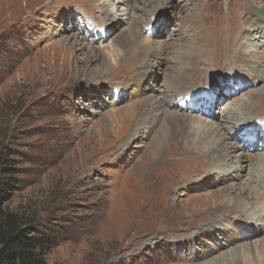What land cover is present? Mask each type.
Segmentation results:
<instances>
[{
    "label": "rangeland",
    "instance_id": "obj_1",
    "mask_svg": "<svg viewBox=\"0 0 264 264\" xmlns=\"http://www.w3.org/2000/svg\"><path fill=\"white\" fill-rule=\"evenodd\" d=\"M92 2L93 5L91 0L0 2V161L6 159L17 169L16 184L6 206L53 239V246L45 253L47 264H207L221 258L231 247L240 250L253 247L264 238V222L258 219L264 211L261 190L255 197L257 202L262 200L263 208L255 201L244 211L221 206L225 198L233 201L240 194V185L246 182L252 185L250 158L245 161L248 168L240 178L224 180L215 171L218 162L214 158L215 165H209L207 156L194 150L188 153L186 147L163 151L162 161L154 164L157 156L151 157L148 146L157 135L163 114L154 103L157 99H153L155 111L148 113L153 132L146 136L147 129L139 118L141 112L136 102L147 96L164 95L166 66L174 68L182 63L179 67L184 65L196 73L190 63L198 61L185 46L188 41H198L201 34L206 39L214 34L225 43L217 63L204 65L199 81L188 74L179 80L185 86L179 87L189 91L187 105L193 103V111L186 113L206 119L199 120V124L237 123L235 120L241 115L236 111L240 99H247L249 94H254L252 89L264 84V78L255 88L243 83L247 82L246 78L253 80L245 75L250 71L244 58L254 55V60L258 56L263 59L264 53V37L253 29L248 31L260 46L245 43V28H250L244 25L247 12L264 8V0ZM73 38L79 39L78 43ZM132 44H138L139 50L145 52H138ZM162 45L167 47L163 53L159 51ZM60 48L65 52H60ZM187 50V54L180 55ZM226 50L227 57L221 59ZM58 51L59 56L54 58ZM205 54L206 57L210 54L208 47ZM141 55L148 65L138 74L136 63L142 62ZM104 58L111 62L106 73L102 65ZM131 70L138 75L127 78ZM186 73L183 71L182 76ZM178 74L176 71L175 77ZM138 83L140 94L135 92ZM207 96L212 100L219 98L211 109V118H204L198 110V100ZM228 99L238 100L233 106L236 109L232 108V117L222 109ZM258 99L255 97L257 103L253 105L248 126L242 125L237 131L254 125L264 127V114H258L259 110L264 111V102L260 104ZM175 101L183 104L179 98ZM128 105L132 106L134 115L121 126L101 125ZM165 108L162 104L159 107L162 113ZM132 129L135 136L130 134ZM137 133L142 138L132 143L131 151L123 155L122 148L128 147L129 139L136 140ZM244 133L240 131L238 138L233 136L230 141H240L242 147V142L247 145L256 140ZM220 135L217 133L216 138ZM221 142L229 143L224 136ZM203 144L199 143L198 147L202 149ZM263 146L264 142H258L257 147L246 149L249 154L261 156ZM215 153L220 156L225 151ZM212 157L215 156H209ZM226 158L235 161L234 156ZM202 175L209 179H202ZM191 181H197L196 187L190 186ZM227 185L234 188L227 190L225 198L207 195L210 190ZM254 187L260 189L258 184ZM248 212L260 213L252 217V222L259 224L255 225L257 230L249 235L248 232L232 235L227 227L230 217L246 218L250 216ZM219 220L226 229L216 225ZM210 227L212 235H204L196 243L189 241L193 234L195 237V233Z\"/></svg>",
    "mask_w": 264,
    "mask_h": 264
},
{
    "label": "bare ground",
    "instance_id": "obj_2",
    "mask_svg": "<svg viewBox=\"0 0 264 264\" xmlns=\"http://www.w3.org/2000/svg\"><path fill=\"white\" fill-rule=\"evenodd\" d=\"M0 2H2V0H0ZM91 3L93 5L94 2H92V0H91ZM255 8H257V7H255ZM250 11H254L255 13L247 12L246 24H244V25L246 26L248 24V27L250 26V28H245L246 37H247L246 40H245V43H247L248 45H251L253 47L260 46L258 44V42H256L254 40L255 37L252 36V32H249L248 30H251L252 31V29H253V31H256L254 33H259L260 36L263 35L262 37H264V30H261V31L259 30V29H261V27L264 28V8H262L261 10L250 9ZM80 31H81V29H80ZM222 33H224V32H222ZM121 36H122V40H123L124 39V36L122 34H121ZM220 39L221 38H219L218 36H216L214 34L213 35H208L207 36V39H206V37H204L201 34V38L198 41H196V42H190V41H188L189 44L187 46H185V47H188L189 54L194 57V60L198 61V63H196L195 61L192 62V63H190L191 64V68L193 67L194 70L196 71V73H194V72H192L190 70L188 71L187 68H184L183 67L184 65L179 67V65H181L182 63H180L179 65L177 64L178 66L177 65H174V68H172L173 66H166V67H164V68H166V77H164L165 79H164V82H163V85H165V87H166L164 89V95L161 98L147 96L143 100H138L136 102V106L138 108L137 110H139V112H141L140 113L141 116L139 118L141 120H143V124L145 125V127L142 126V128L144 127L145 129H147L146 130V136H148V133L153 132V126H152V124H149V122L151 120L148 118L149 111H155V109H153L154 105L152 104L153 99H157V101L154 102V103L157 104L156 105L157 109L159 111H161V113L160 112L159 113L161 115L163 114V117H161V119H160L159 129L157 128L158 129L157 130L158 132H156L157 135L155 137H153L152 141L150 140L151 141V144L148 146V150L150 151L149 154H151V157L154 158V157L157 156L155 159H153L154 160V162H153L154 164L162 161L163 151H170L169 148H171V147H173V148H175V147H179V148L186 147L188 149L187 150L188 153L191 150H194V151L201 152L204 156H207L208 159H210V161H211L209 163V165H215L214 162H213V158H214L216 160V162H218L216 164L217 166H216V170L215 171H218V174L220 176V179L224 180V179H227L229 177H231V178H233V177L234 178H240L241 175L244 172V169H247L248 168V164L245 163V161L247 160V158L248 159L250 158L249 160L252 162V164L250 165L249 168L251 169V172H252V177L250 178L252 185L249 186L247 184V182L246 183H243L242 182L243 185H240V188H241V190L239 191L240 194L236 195L234 197L233 201L232 200H229L228 198H225V197H226L227 190H233L234 186H228L227 185V186L221 187V188L216 189V190H212V191L210 190L207 193L208 196H211L213 198H215V197H224L225 199L222 198V199H224V201L221 203V206H229V207L231 206L232 207V208L230 207L231 209H237L239 211H244V210H247L248 209V205L252 204L253 201H255V204L257 206H259V207L263 203V202L261 203L262 200H260V202H257L256 201L255 194L258 192V190H261V192L263 193V196H264V153L261 156H259V154L256 153L257 155L254 156V154H251V153L249 154L248 153L249 151H247L246 147H248V146L249 147L250 146L257 147L258 146V142H264V127L258 126V125L257 126L254 125V127L253 126L252 127H249V128L247 127V129H245V130L242 128V130L245 132L244 133L245 135H249L250 134V135H252V137H255L256 138L255 141L249 142V143H247V145L244 142H242V147L240 146V144H241L240 141H238V142L237 141L236 142H231L230 139L233 136H235L236 139L238 138V134L237 133H239L240 131H242V130H238L237 131V128L238 127H240L242 125L243 126H245V125L248 126L247 121L251 117H253V111H252V108L254 107L253 105L255 103H257V102H255V97H256V99L259 98L257 101H259L260 104H262V102H264V84L261 85V86H259L258 89H252V90H254V94L252 93V95L249 94L250 91H248L247 93L249 94V96L247 97V99H240L241 102L239 101V103H241V105H240V108H238V109L233 108L234 105H237L238 104V100H235L234 101V100L228 99L226 106H224L222 108V109H224L226 111L225 114L226 115H229V117H232L233 116L232 113H231L232 108L233 109H236V111H238V112L239 111L241 112V115L238 117V119L235 120V121H237V123H235L234 125H231V126L224 125L221 122H213V121H211V122L210 121L209 122L207 121L206 123H202L206 119H202L201 117H200L201 119H199V116L198 117L197 116H194L193 117L189 113H186L188 111L189 112L193 111L192 110L193 103H192L191 106H188L187 105V101H188V98H189L188 97V94H189L188 92L189 91L184 90L185 88L179 87V86H185L184 83L183 84L180 83L179 80H181L184 77H187L188 74L189 75H192L193 76V79L195 78L196 81H199L203 77V72H204V68L203 67H204V65L211 66L212 63L213 64L214 63H217V59L216 58L217 57L218 58L220 57L221 48L225 45L224 41H220ZM78 40H77V38H73L72 39V41H74V43H78ZM81 40H84V38H82ZM125 41H126V39H125ZM136 41L137 40H135L134 43ZM132 45L135 46V48L137 49L138 52H141V53H144L145 52L144 50H139V45L138 44L137 45L132 44ZM74 47H77V46H74ZM148 47H151V46H147L146 48H148ZM206 47H208V49L210 50V54H209L208 57L205 56L206 55L205 54ZM141 49H143V48H141ZM130 50H132V48ZM166 50H167V47L162 45L159 51L161 53H163ZM188 50L186 52H184V53H180V55L187 54L188 53ZM59 51L60 52L62 51V53L65 52L63 50V48H60ZM59 51L56 53L57 55H54V58H56L57 56H59V53H60ZM115 53L117 54L116 51H115ZM115 53H112V54H115ZM123 53H124V51H123ZM146 55H149V56H152L153 58H155V55L149 54L147 52H146ZM227 55H228V50H226V51L223 52V54L221 55V59L227 57ZM118 56L120 58L121 55H118ZM141 57H142V62L141 61H138V63H136V64L139 65L138 74L140 73V71H144L146 69V66L148 65L147 62H146V60H145V58L142 55H141ZM253 57H254V55L251 58H246V59L244 58V60H243L245 62V64L248 65L249 71H250V72H248V74H245V75L246 76H249L250 78L253 79V80H248V78H246L247 79V82L246 81H243V83L244 84L249 83V87L255 88L258 85V83L261 81L260 79H263L264 78V53H263V56H261V58H263V59H260L259 56H258L257 60H254ZM137 58H139V54L137 55ZM128 59H132V58L131 57H128ZM90 60H92V59L90 58ZM136 60L137 59H134V56H133L132 61L135 62ZM102 61H103L102 62L103 69L106 70L105 71V73H106L108 71V69L111 68V62H109L106 58H104ZM161 62L162 61H159V64H162ZM225 62H228V60L226 59ZM128 71H129V69H128ZM176 71L179 74L175 77ZM183 71H184V73L187 71V73L182 76ZM130 73L131 74L128 75L127 78H131L133 76H137L138 75V74H135L132 70H131ZM168 77L170 78L169 80H167ZM143 78L144 77L142 76L141 79H143ZM193 79H191V80H193ZM139 87H140V83L137 84L136 89H135V92L138 93V94H140ZM177 98H179L180 99V102L183 103L182 104L183 107H182V105H178V102L175 101ZM171 99H172V101L170 102ZM218 101H219V98H215L214 100H212V98L210 96L203 97L200 100H198V102L200 104V107L198 109L199 112H201L200 115L203 116L204 118H211V117H213L211 109L218 103ZM235 102H236V104H235ZM160 103L163 106H166V108L163 111V113H162V110H161L162 109V106H161V109H159V107L161 105ZM131 107H132L131 105H128V107H126V108H120L117 115H115L113 117H107V121L101 123V125H103L104 128H107V126H109V127L110 126H115V127L121 126L122 122H124L125 120L131 118L132 115H134L133 112H132V110H131ZM170 108L175 109V110L172 111ZM177 111L183 112V113H186V114L178 113ZM259 113L260 114H264V111L259 110L258 111V114ZM153 117H154V115H153ZM112 118H114V119H112ZM199 120L202 121L201 124L198 123ZM157 121H158V119H157ZM244 122H246V123H244ZM152 123H153V121H152ZM195 123H197V125H195ZM142 128H141V130H142ZM231 131L233 132V135H232V132ZM131 133H133L132 135L135 136V134L133 132V129L131 130L130 134ZM217 133H220L221 135L216 138ZM137 135H138V133H137ZM140 135L141 134L138 135V138H136V140L135 139L134 140L129 139L128 140L129 142H127L128 147H124V148L121 147L122 148L121 151H122L123 155H126L129 151H131L130 148H132V143L138 141L139 138H142V136H140ZM223 136L227 138V140L229 141V143H225L224 145L222 144L221 138ZM241 137H243V136H241ZM201 142L204 143L203 144L204 146L202 147V149H200L201 148L200 146H199L200 148L198 147V144L201 143ZM203 148H205V149H203ZM225 148L226 149L227 148H231V149H234L235 151H232V150H228L227 151V150H225ZM222 149H224V151H225L224 154H220V156H219V154L215 153V151H220ZM262 150H264V148ZM174 151H176V150H174ZM209 156H215V157L209 158ZM228 156H234L235 157V161L233 162L231 160H228V158H226ZM178 160H179V158H178ZM170 162H172V161H170ZM167 168H168V166H167ZM207 169H209V168H207ZM211 169H213V167ZM228 169H230V170H228ZM154 172H156V171H154ZM212 177H213V175H211V178ZM164 179H166V178H164ZM189 179L191 180V178H189ZM202 179L208 180L209 179V176L204 175L202 177ZM162 182H164L163 179H162ZM196 182L197 181H191L192 184H190V186L191 187L192 186H195L196 187ZM155 184H156V182H155ZM255 184L260 185V189H256V187H254ZM161 185H163V184H161ZM158 187H157V189H158ZM250 187L252 189H250ZM163 188H165V187H163ZM185 188H186V186H185ZM202 188H204V187H202ZM189 189H191V188H189ZM154 190H155V188H154ZM169 191H171V190H169ZM149 195H147V196H149ZM159 198H161V197H159ZM207 200H208V198H207ZM217 201H219V200H217ZM218 205H220V204L218 203ZM218 205H216V206H218ZM216 206H215V208H216ZM254 211H256V209ZM252 213L253 214L249 213L250 216L249 217H246V218H244L243 216L242 217L236 216L235 218H231L230 217V219L228 221V224H227V227H230L229 228V231H232L231 232L232 235H237V234L244 235L247 232H248V235H249L251 233L253 234L254 231L257 230V228H256L255 225H259V224H258L257 221H255L256 223L254 224L252 222V217L253 216H256V215H260V213H261V215H260L261 217H258V219L260 218L261 221L264 222V211H263V213L260 212V213H258L256 215H255L254 212H252ZM122 217H123V215H121V217H118V220L120 219V221H121V218ZM230 221H232V222H230ZM126 223H128V219L126 220ZM223 223L224 222H222L221 220H219L218 224H216V225L218 227H220L221 229L223 228L222 230H224V229H226V227H224L225 224L222 225ZM162 224H163V222H162ZM254 228H256V229H254ZM211 230H212V227H210L209 230H207L206 228H204V229L201 230L202 231L201 233H195L196 234L195 237H194V234H193V237L189 241H193L194 243H196L197 240L200 241V237H202L204 235H210V234L212 235ZM221 237L224 238V239L230 238V237L225 236V235H221ZM247 248H244L243 250H240L238 248H232L231 247L230 251L226 252V254H223V256L221 258L211 260V261L207 262V264H231V263H234V262L235 263L236 262H243V264H264V238H262L261 240H259V242H257L253 247L248 246Z\"/></svg>",
    "mask_w": 264,
    "mask_h": 264
},
{
    "label": "trees",
    "instance_id": "obj_3",
    "mask_svg": "<svg viewBox=\"0 0 264 264\" xmlns=\"http://www.w3.org/2000/svg\"><path fill=\"white\" fill-rule=\"evenodd\" d=\"M16 173L13 163L1 159L0 264H47L45 253L53 246V239L6 206L16 184Z\"/></svg>",
    "mask_w": 264,
    "mask_h": 264
}]
</instances>
